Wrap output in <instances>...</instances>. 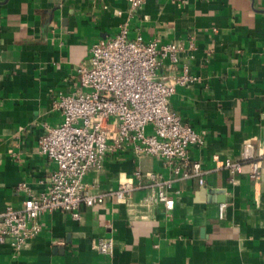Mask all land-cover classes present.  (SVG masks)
I'll list each match as a JSON object with an SVG mask.
<instances>
[{"label":"crops","instance_id":"1","mask_svg":"<svg viewBox=\"0 0 264 264\" xmlns=\"http://www.w3.org/2000/svg\"><path fill=\"white\" fill-rule=\"evenodd\" d=\"M127 9L126 0H0V212L22 205L20 182L46 188L55 165L39 153L38 139L62 119L55 100L77 87L76 67L94 43L119 31ZM129 31L131 39L193 43L177 71L188 65L197 80L178 87L170 104L206 133L191 155L213 170L203 184L173 183L171 214L161 203L139 205L149 189L134 191L133 205L109 196L84 206L79 220L47 210L27 247L0 242V264H264V160L254 182L248 164L233 175L214 170L213 159H239L245 141H264V0H146ZM136 169L171 175L163 159L127 149L109 152L102 171H89L84 182L113 190ZM109 237L112 255L96 247Z\"/></svg>","mask_w":264,"mask_h":264},{"label":"built area","instance_id":"2","mask_svg":"<svg viewBox=\"0 0 264 264\" xmlns=\"http://www.w3.org/2000/svg\"><path fill=\"white\" fill-rule=\"evenodd\" d=\"M126 1L127 17L119 31L92 45L89 59L76 67L77 87L60 93L55 100L61 121L47 127L38 139L39 153L55 165L46 188L35 191L27 182H20L18 189L26 194L22 205L7 206L0 212V242H10L15 250L27 247L40 233L39 218L47 210L69 212L79 220L84 206L102 204L109 196L133 205L132 193L149 189L139 205L161 203L171 214L175 207L173 183L196 178L203 184L205 175L213 170L204 168L191 155L192 148L205 146L206 133L183 120L170 104L178 87L197 80L188 65L177 71L180 55L193 48V43H160L141 35L129 38L130 20L146 0ZM166 61L170 72L160 76L159 69ZM127 149L136 156L163 159L171 175L136 169L116 189L108 191H94L84 182L89 171H102L109 152ZM213 159L214 170L225 168L233 175L248 164L249 178L258 182L264 141H245L239 159H221L217 154ZM114 246L113 237L96 242L97 249L106 255L113 254Z\"/></svg>","mask_w":264,"mask_h":264},{"label":"rangeland","instance_id":"3","mask_svg":"<svg viewBox=\"0 0 264 264\" xmlns=\"http://www.w3.org/2000/svg\"><path fill=\"white\" fill-rule=\"evenodd\" d=\"M148 131L147 132H149L150 131V128L149 129H147Z\"/></svg>","mask_w":264,"mask_h":264}]
</instances>
